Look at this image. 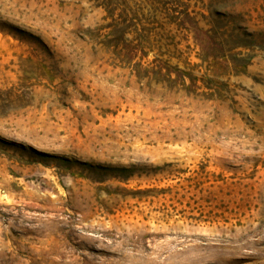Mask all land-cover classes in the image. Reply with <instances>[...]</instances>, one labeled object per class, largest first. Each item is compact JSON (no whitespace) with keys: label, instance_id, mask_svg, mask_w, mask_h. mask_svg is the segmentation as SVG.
Segmentation results:
<instances>
[{"label":"rangeland","instance_id":"374dc122","mask_svg":"<svg viewBox=\"0 0 264 264\" xmlns=\"http://www.w3.org/2000/svg\"><path fill=\"white\" fill-rule=\"evenodd\" d=\"M0 264H264V0H0Z\"/></svg>","mask_w":264,"mask_h":264},{"label":"trees","instance_id":"16d2710c","mask_svg":"<svg viewBox=\"0 0 264 264\" xmlns=\"http://www.w3.org/2000/svg\"><path fill=\"white\" fill-rule=\"evenodd\" d=\"M112 38L115 40L114 43H112V46H116L119 42H124V33L116 31L111 32ZM212 37H209L210 44H212V47L210 48H201L202 52L205 53V55L210 56L211 54H218L219 58L225 59L226 56L233 51L241 48H251V44H253V40L251 37L246 35H241L238 32H229V33H214L211 35ZM251 38V39H248ZM111 39V38H110ZM212 52V53H210ZM127 65L132 64V60L134 58V52L129 50L124 57ZM122 60V59H119ZM135 60V59H134ZM235 66L236 63H232ZM132 66V72L138 81L147 80V84H150L153 82L156 86H164L168 91H183L187 95L192 92L191 90L196 89L195 80L192 79L190 76L185 75L184 73L180 71H171L168 68L163 67H155V66H147L146 68L142 67L141 64L135 63ZM186 80L189 81V84L186 85ZM208 86V85H206ZM209 90V88L205 87ZM215 97H211L216 100H221L222 97L220 95H217L214 93ZM132 173L129 171H124V175H120L117 177L119 180L126 182L129 178L132 177Z\"/></svg>","mask_w":264,"mask_h":264}]
</instances>
